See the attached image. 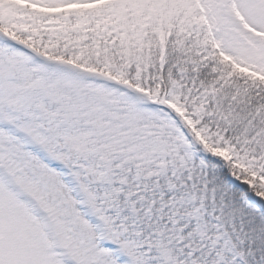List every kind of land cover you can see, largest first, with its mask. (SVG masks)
I'll return each instance as SVG.
<instances>
[{
	"label": "snow or ice",
	"instance_id": "6c2138e0",
	"mask_svg": "<svg viewBox=\"0 0 264 264\" xmlns=\"http://www.w3.org/2000/svg\"><path fill=\"white\" fill-rule=\"evenodd\" d=\"M0 264H264V0H0Z\"/></svg>",
	"mask_w": 264,
	"mask_h": 264
}]
</instances>
